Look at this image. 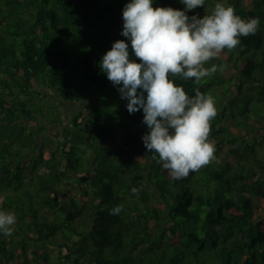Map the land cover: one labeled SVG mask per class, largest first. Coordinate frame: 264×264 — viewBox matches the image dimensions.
Segmentation results:
<instances>
[{"label": "trees", "instance_id": "1", "mask_svg": "<svg viewBox=\"0 0 264 264\" xmlns=\"http://www.w3.org/2000/svg\"><path fill=\"white\" fill-rule=\"evenodd\" d=\"M128 2L0 0V210L16 215L13 234L0 233V264H264V156L242 131H264L252 118L264 106V0H227L260 24L206 65L234 61L239 82L216 103L215 159L180 180L161 163L151 171L143 112H128L100 68L116 40L131 52L121 35ZM153 6L185 8L181 0ZM213 76L175 82L192 96L197 87L208 93ZM56 99L82 106L52 140L45 131Z\"/></svg>", "mask_w": 264, "mask_h": 264}, {"label": "clouds", "instance_id": "2", "mask_svg": "<svg viewBox=\"0 0 264 264\" xmlns=\"http://www.w3.org/2000/svg\"><path fill=\"white\" fill-rule=\"evenodd\" d=\"M183 10L154 7L153 0H129L122 18L121 35L100 61L101 71L127 99L128 112L143 110L148 131L143 143L158 156V163L174 180L186 178L215 159L211 123L218 114L210 93L195 88L190 96L176 78L199 84L226 65L211 64L227 49L240 45L241 37L254 35L257 17L242 18L227 0H218L202 17L188 12L205 6V0H181ZM133 56L135 58H133ZM132 193L139 189L133 187ZM116 206L111 214H119ZM16 224L13 211L0 210V233L11 236Z\"/></svg>", "mask_w": 264, "mask_h": 264}, {"label": "rangeland", "instance_id": "3", "mask_svg": "<svg viewBox=\"0 0 264 264\" xmlns=\"http://www.w3.org/2000/svg\"><path fill=\"white\" fill-rule=\"evenodd\" d=\"M236 68L237 67L235 65V62L232 61L229 63L228 67H225L222 71H217V72H219V74H220V72L223 74H225V72L229 73L230 74L229 77L232 76L230 80H227L228 77H224L225 79L219 81V79H216L215 76H213L212 79H208L209 81L214 82V84H212L211 88L208 90V93L213 95V97L216 100V103H218L220 101L219 100L220 96L222 94H225L226 91H224V90H226L225 89L226 87H229V89L231 90L230 93L234 92V88L239 82V74H238ZM37 89L41 90V89H43V87L40 85L37 87ZM51 104H53L55 107V110H56L55 112H56L57 118L55 119V122H53V123L47 122V129L49 131H45L46 132L45 135L47 137H49L50 139L54 140L56 138V136H59L61 129L68 122L70 115L76 113L77 110L82 105H80V104L78 105V104L73 103V102H66V101H63L61 99H59V100L56 99L55 101H52ZM257 105H259V104H257ZM262 105H264V104H262ZM142 112H143V110H142ZM252 118H254L258 121H264V106H261V107L258 106V107L253 108ZM229 120H230V117H226L224 122L228 124ZM146 131H148L147 126H146ZM242 131L245 132L246 137H254L255 136V139L261 142L257 148L258 155L264 156V139L262 138V135H264V131L256 128L255 126L243 127ZM55 133L57 134L56 136H54ZM42 134H44V132L40 133V135H42ZM36 138H39L38 135L36 136ZM140 144L144 145L142 138H141ZM87 154H88V150H86V152L84 153V157H86ZM155 155L156 154L153 153L152 157ZM157 161H158V156L156 159H154V165L155 166L151 168V171L154 173L157 170V166H159V163ZM152 180H153V185H154V181H155L154 176L152 177ZM156 180H157V178H156ZM25 184L30 186L31 183L28 180H26ZM65 186H66L65 192H71V190H73V192H75L74 186H69V185H65ZM253 200L256 201L255 198H253ZM63 251H65V248H63ZM17 264H19V261L17 262Z\"/></svg>", "mask_w": 264, "mask_h": 264}]
</instances>
